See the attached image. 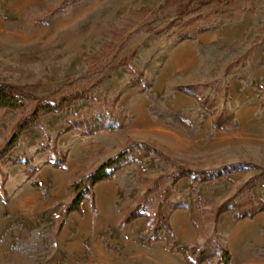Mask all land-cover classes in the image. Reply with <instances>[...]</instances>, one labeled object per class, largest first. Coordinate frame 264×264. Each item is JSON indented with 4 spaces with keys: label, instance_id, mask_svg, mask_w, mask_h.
Listing matches in <instances>:
<instances>
[{
    "label": "rangeland",
    "instance_id": "rangeland-1",
    "mask_svg": "<svg viewBox=\"0 0 264 264\" xmlns=\"http://www.w3.org/2000/svg\"><path fill=\"white\" fill-rule=\"evenodd\" d=\"M165 2L0 0V83L25 86L30 96L25 108L0 109V151L16 122L35 104L54 102L100 77L97 71L102 66L88 63L87 58L108 46L103 66L115 59L102 83L91 90L92 99L44 115L43 128L26 130L0 160V220L4 218L5 224L0 228V264H187L182 251L189 253L195 244L209 255L201 264H218L216 245L230 251L232 264H264L260 206L264 202V0L213 4L183 17L176 16L174 8L164 16L156 14ZM153 27L165 31L159 35L146 31ZM189 36L195 39H186ZM133 51L132 70L112 68ZM133 71L144 74L146 91L133 86ZM189 85L214 101L211 113L233 114V120L214 128L213 115L177 90ZM103 113H113L119 120L125 117V128L92 136L71 131L83 145L93 141L102 147L86 165L87 173L121 152L126 138L149 144L172 164L139 153L137 163L94 187L95 209L84 201L82 212L68 215L57 233L58 205L70 201L69 189L49 210L33 212L23 205L19 192L39 194L48 202L52 190L35 186L15 161L26 156L39 168L50 160L45 158L49 152H37L42 145L57 148L72 120ZM179 120L188 122V127ZM64 153L68 152L57 153L55 160ZM76 154L73 163L79 166L85 156ZM180 165L230 172L201 184L182 179L166 201L158 191L146 193L149 183L175 173ZM171 183L167 179L163 189ZM138 199L145 214L165 204L172 240L162 222L157 225L159 240L153 242L145 217L122 224L125 208L136 206ZM224 203L237 207L216 219ZM250 203L255 215L237 220L235 213L247 211ZM177 205L185 208L173 210ZM104 213L109 224L99 221ZM13 217L16 232L9 224ZM190 256L195 262L196 256Z\"/></svg>",
    "mask_w": 264,
    "mask_h": 264
},
{
    "label": "trees",
    "instance_id": "trees-1",
    "mask_svg": "<svg viewBox=\"0 0 264 264\" xmlns=\"http://www.w3.org/2000/svg\"><path fill=\"white\" fill-rule=\"evenodd\" d=\"M237 0H166L165 4L159 7L158 10L154 11L156 14L161 13L165 14V11L169 8H174V13L178 17H183L185 15L190 14L192 11L196 9H202L207 6L216 4V5H231ZM135 11L131 10V14ZM146 11H143V13ZM140 14V12H139ZM199 20V19H197ZM170 27V26H169ZM146 29V28H145ZM147 32L154 33L156 35L164 33V29H156L155 27L151 29H147ZM186 39L193 40L195 36H189ZM108 46H106V49ZM106 49L101 50L95 56H91L87 58L88 63L94 62L95 65L102 66L101 69H98V73L100 76L95 80L94 83L89 85L86 88L79 89L77 91L68 93L54 102H38L32 108L30 114L21 117L15 124L12 129L10 138L6 141L5 145L0 151V160L3 159L12 149H14L19 141L22 138L23 133L32 128V127H39L43 128L42 125V117L46 114H57L62 112L63 110L69 108L74 102L78 100H87L92 99L91 97V90L94 87H98L103 79L106 77L107 67L110 64L115 62V59H111L110 61L106 62L103 66L105 59L108 57V53ZM135 56V51H133L130 55L123 58L119 62H116L117 67H129L131 69V61ZM102 61L100 64L99 62ZM106 67V68H105ZM132 70V69H131ZM133 86L140 88L142 91L147 90V85L145 82L144 74H137L133 71ZM94 84V85H93ZM27 87H20L10 83H0V109H12V110H20L25 108L28 104V99L30 101V96L27 92ZM200 89V88H199ZM198 87L194 86H179L177 90L184 93L187 96L193 97L196 99L201 107L208 111L211 115H213V127L216 129H220L223 127L225 120H233V114H227L226 117L224 115H216L215 112L211 113V102L214 101L206 98H203L199 95ZM120 96V95H119ZM119 96L116 99V102L119 99ZM115 102V103H116ZM228 120V121H229ZM125 121L126 118L122 116V120L113 114V113H103L100 115H95L94 117H87L84 119L72 120L69 123V126L64 130V133H68L71 131H77L81 135L85 136H92L97 134L101 131H108V132H118L125 128ZM180 122L185 123L188 127V122L185 120H179ZM62 133L58 134L60 137ZM57 139V138H56ZM51 139L48 137L47 141L49 142ZM125 147L119 152L116 156L108 159L106 162L101 164L96 170L91 173H87L85 169L80 175H78L74 180L71 181L69 185V193H70V201L68 203H60L59 215L57 218V230L56 232L59 233L65 224V219L68 215L73 213H81L82 212V205L84 201H90L95 209V197H94V187L102 182L112 181L115 178V175L122 171L123 169L137 163L136 156L139 153L146 152L149 156L161 159V161L167 162L172 164L171 160L166 157L164 154H161L160 151L153 148L149 144L137 143L133 142L131 138L125 139ZM49 143L46 145H42L41 148L37 150L38 153L42 152H55L56 148L49 147ZM129 145V146H128ZM128 146V147H127ZM67 155L68 153H64L59 161L52 159L51 165L56 169L65 170L66 163H67ZM16 164H20L24 167V172L27 175V178L30 180L32 179L35 174L38 172V167L34 166V162L32 158H28L26 156L17 158L15 161ZM230 172V169L224 168L222 170H208V171H200L194 170L187 166H178L176 172L173 174H165L159 176L156 180L149 183L146 193L152 194V192H157L161 195V197H165L163 201H166L168 198L171 197L173 194V186L177 184L178 181L182 179H191L194 180L197 184H201L206 181H212L219 177L225 176ZM170 179L172 183L169 187H165L163 189L164 182ZM0 188L3 187V184H0ZM35 186H38L37 184ZM166 195V196H165ZM142 204V200L138 199L136 206H128L125 208L124 211V218L122 220V224L125 226L130 224L135 219L145 217L146 224L150 231V242L158 241L159 236L157 232L159 228H157L158 223H163V228L171 236V240L174 238V234L172 232V227L170 225V218H168L167 214L164 213L165 204L160 203L158 204L157 210L155 213L145 214L142 212L140 206ZM253 204L250 203V208L247 211H243L242 214L236 212L235 217L237 220H241L244 218H252L255 215L254 208L251 209ZM170 206V205H169ZM261 210H264V202L260 203ZM237 206L230 205L228 203H224L223 206H220L217 209L216 219L219 217L221 213H224L228 210H235ZM172 208V207H171ZM184 205H177L173 207V210L184 209ZM184 254V258L187 264H201L206 260H209V255L206 249L201 248L199 245L195 244L189 253L182 251ZM216 256L218 257V264H232V256L230 251L227 248H224L220 245H216ZM214 254V255H215ZM190 255H195L196 260L195 262L190 260Z\"/></svg>",
    "mask_w": 264,
    "mask_h": 264
},
{
    "label": "crops",
    "instance_id": "crops-1",
    "mask_svg": "<svg viewBox=\"0 0 264 264\" xmlns=\"http://www.w3.org/2000/svg\"><path fill=\"white\" fill-rule=\"evenodd\" d=\"M75 137L76 136L73 134V132L63 134L57 142L56 151L50 152L48 154L49 156L45 157L46 159H50V160L43 161L42 162L43 164H40L39 166L38 172L31 179L32 182H34L35 184H39L44 189L52 190L50 201L44 202L43 200H41V196H39V194L33 195L32 193L28 194V193L19 192V195H21L22 203L25 207L33 208L34 210L33 212L36 211L45 212L49 210L48 208L53 203L61 199L63 192L69 189V185L71 183V179L73 175L77 176L80 173H82L86 169L85 167L88 164V162L91 160L93 155L101 152L102 147L99 143H93L92 141L90 145L87 144L83 145L82 142ZM62 150L68 152L65 170L56 169L51 164H49L53 158L57 157V153H59ZM76 153H84L85 156L84 161L81 162L79 166L73 163L74 155H77ZM104 183L105 182H102L98 185ZM53 212L57 216L58 208L55 209Z\"/></svg>",
    "mask_w": 264,
    "mask_h": 264
},
{
    "label": "bare ground",
    "instance_id": "bare-ground-1",
    "mask_svg": "<svg viewBox=\"0 0 264 264\" xmlns=\"http://www.w3.org/2000/svg\"><path fill=\"white\" fill-rule=\"evenodd\" d=\"M106 215H107V218H106ZM103 220H106L107 222H108V224H109V216H108V214H106V213H104L102 216H101V218L99 219V221L100 222H102ZM9 224H10V226L12 227V229H14V231L13 232H16V231H19V229L17 228V227H13L15 224H16V219H15V217H13V219L11 220V221H9ZM107 224V225H108ZM5 224H4V218H2L1 220H0V228L1 227H3ZM9 226V227H10ZM10 231H11V229H10ZM1 232V231H0ZM12 232V233H13ZM0 238H1V235H0Z\"/></svg>",
    "mask_w": 264,
    "mask_h": 264
}]
</instances>
